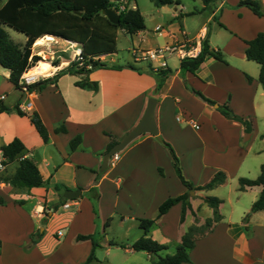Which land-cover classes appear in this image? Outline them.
<instances>
[{
  "label": "crops",
  "instance_id": "crops-1",
  "mask_svg": "<svg viewBox=\"0 0 264 264\" xmlns=\"http://www.w3.org/2000/svg\"><path fill=\"white\" fill-rule=\"evenodd\" d=\"M212 2L217 6L212 4L210 11L191 12L182 5L176 11H152L151 26L138 8L144 27L128 34V47L148 49L187 37L202 46L205 40L223 55V60L206 55L194 72L181 68L180 60L171 55L169 73L160 85V75L145 62H116L112 52L105 60L123 66L95 68L88 77L97 82V89L80 87L75 81L84 74L66 70L79 44L52 35L53 39L33 45L34 53L50 64L32 73L45 78L60 72L56 82L24 94L0 65V95H4L0 102L7 108L0 110V148L18 138L24 146L21 157L35 162L43 180L27 188L0 179V264H84L91 253L86 264H153L156 255L131 248L143 234L139 219L155 218L162 201L187 191L163 141L172 146L183 175L193 185L206 183L217 171L225 174V180L210 189L193 190L192 210L186 211L182 222L181 202L156 217L148 235L167 246L160 253L175 251L195 217L199 224L211 217L212 208L203 197L217 196L222 218L196 240L190 261L182 264H264V209L247 214L261 186L241 190L238 183L239 177L256 178L264 163L260 66L245 54V40L264 31V17L251 10L217 11L236 0ZM156 25L162 26L158 32ZM46 66L49 69L42 74ZM149 97L156 99L154 116L161 140L142 133L119 151L118 160H108L101 170L107 145L139 121ZM26 100L31 107L21 110ZM219 105H227L236 116L226 117ZM34 111L47 128L45 141L30 120ZM62 126L64 130H57ZM77 135L80 141L70 150L69 142ZM16 166L17 160L8 162L3 175L13 173ZM67 189H80L81 195L66 199ZM65 201L70 202L68 207L62 206ZM40 208L45 213L38 217L34 209ZM88 234L92 237H77Z\"/></svg>",
  "mask_w": 264,
  "mask_h": 264
},
{
  "label": "trees",
  "instance_id": "trees-1",
  "mask_svg": "<svg viewBox=\"0 0 264 264\" xmlns=\"http://www.w3.org/2000/svg\"><path fill=\"white\" fill-rule=\"evenodd\" d=\"M120 0H6L0 6V65L10 71L9 80L18 89L22 88L20 83L21 75L37 71L43 65H48L50 62L40 55L33 54L31 51L32 45H36L43 35H52L65 40L76 42L81 48L82 63L79 64L77 59H74L66 68L67 71L75 74H84L83 77L77 79L75 84L96 90L97 82L88 77V73L95 68L105 67L108 64L100 61L99 55L115 52L117 31L123 30L127 34H133L144 27L143 17L138 9L128 8L119 12V22L112 23L102 14V10L106 7H113L118 10V2ZM158 5H163L172 0H153ZM206 5L213 0H202ZM247 6L253 13L264 17L263 5L258 0H248L239 2ZM6 27H10L25 35L23 44L16 43L10 39ZM245 54L248 59L254 60L259 64L258 80L264 89V31L258 32L253 38L245 40ZM206 55H211L219 60H223V55L218 49L210 48L207 41H203L201 53L197 57H191L180 60V67L194 72ZM89 66V67H88ZM123 65H111L112 68H120ZM133 67L132 65H127ZM48 66L40 72L45 74L48 71ZM160 75L158 85L161 80L168 75L167 69L154 71ZM60 72L52 76L40 78L38 81L27 85V88L32 91H39L47 83L56 82ZM248 80L251 78L247 75ZM193 92L201 96L208 103H215L213 100L204 96L201 92L192 89ZM18 109V106H16ZM7 108L1 105L0 110ZM219 111L226 117H235L236 115L228 108L227 105H219ZM19 110V109H18ZM30 120L39 132L42 139H48V131L43 123L39 113L36 111L30 115ZM248 127V123L244 121ZM57 130H64V127H58ZM80 141V136L77 135L69 142V149L72 150ZM116 142L112 139L107 145V150ZM169 148L173 160V168L181 183L187 188L182 194L171 196L162 201L158 206L157 216L165 213L173 204L181 202L182 209L180 221L185 218L187 210L191 209L189 202V190L210 189L225 180V174L222 171H217L206 183L202 185H193L183 175L180 161L175 154L172 146L163 141ZM5 163L17 160L15 171L4 176L3 173L0 179L10 183L15 187H33L42 184V177L37 169L35 162L29 157H21L24 150L22 142L18 138L12 139L10 142L2 146ZM239 189L243 190L247 186L259 185L261 191L257 199H255L250 207V212L264 209V163L260 166V172L254 179L246 177L238 178ZM203 200L212 208V216L206 218L202 223H198V219L194 218V223L190 225L181 235L180 241L176 245L173 253L161 254L160 252L167 248L166 245L159 243L148 235V230L156 220L155 218H140L139 225L143 230V234L136 239L132 244L133 250H145L151 254L157 255L153 260V264H182L189 262V251L195 245L197 239L203 237L209 232L218 222L222 215L219 212V204L221 199L217 196H205ZM193 214H195L192 211ZM79 239L91 238L92 235H78ZM93 254L91 253L86 264Z\"/></svg>",
  "mask_w": 264,
  "mask_h": 264
},
{
  "label": "built area",
  "instance_id": "built-area-1",
  "mask_svg": "<svg viewBox=\"0 0 264 264\" xmlns=\"http://www.w3.org/2000/svg\"><path fill=\"white\" fill-rule=\"evenodd\" d=\"M239 2L242 1H248V0H238ZM262 5L264 4V0H258ZM128 8H135V5L130 4L128 0H120L118 2V10L117 12L119 13L122 10L128 9ZM162 29L161 25H156L154 27V31H160ZM202 50V45L200 42H198L196 39H190L185 37L182 41H172L169 43H165L163 45H159L153 48H148V49H143L138 46H132L129 48V51L131 53L132 59L134 62H145L146 67L154 72V71H159L161 69H166L168 67V58L171 55L176 56L179 60L191 58V57H197ZM74 56L75 59L79 61V64L82 62V57H81V48L79 45L75 47L74 51ZM106 54L99 55L96 57L100 61L105 60ZM89 67V66H88ZM40 79V76H26L24 80L21 81L22 84V91L24 94H30L32 90H29L27 88V85L34 83ZM4 95H0V99H2ZM31 107V101H24L20 104L19 108L21 110H26ZM192 125L195 127H198L199 125L192 121L191 119L188 120ZM119 158V152H116L112 154L109 158L110 162H114L118 160ZM6 163H5V157L3 155V151L0 148V176L5 170ZM70 205L69 201H65L62 203L63 207H68ZM44 210L43 209H34V214L38 217L44 215ZM57 234L60 235L61 231L58 230Z\"/></svg>",
  "mask_w": 264,
  "mask_h": 264
},
{
  "label": "rangeland",
  "instance_id": "rangeland-1",
  "mask_svg": "<svg viewBox=\"0 0 264 264\" xmlns=\"http://www.w3.org/2000/svg\"><path fill=\"white\" fill-rule=\"evenodd\" d=\"M5 1L6 0H0V6ZM236 1H237L236 4L226 3L222 7V10H217V11H250V9L248 7H246L244 4H240L238 0H236ZM129 2H130V4H133L136 7H138L140 9V11L143 12V17L145 19V23L150 24L149 26H151V22H152V24H154L152 21L153 17L151 18L152 11H176L174 8L179 7L181 5L184 6L183 10H188L191 12H194V11H210L212 4H213L212 7L217 6V2L216 3L211 2L210 4L205 6V4L203 2H200V0H172L171 3L174 4V6H172V7H169L170 3L163 5V7L158 6L154 3L153 0H129ZM202 3H203V5H202ZM263 8H264V4H263ZM6 30L9 34L10 39H12L13 41H15L16 43H19V44L24 43L25 35L23 33L16 31L10 27H6ZM116 44H117V50L113 54V57H114L116 62L123 63L126 61V59H128V60L130 59L129 62L136 63L133 61L131 53L129 51L130 47L136 46V45H131L130 47H128V45L130 44V37L128 34H126V33L124 34L120 29L117 31V43ZM31 51L33 54H35L34 53L35 49H34L33 45L31 47ZM115 61L113 60V62H115ZM104 62H106L107 64H110V62L108 63V60H105ZM38 76H42V75H38ZM190 191H193V190H190ZM190 191L188 192L189 196H191ZM249 212H250V210L247 211V214ZM98 258L101 259V257H98ZM154 258L156 259L157 255L154 256Z\"/></svg>",
  "mask_w": 264,
  "mask_h": 264
},
{
  "label": "water",
  "instance_id": "water-1",
  "mask_svg": "<svg viewBox=\"0 0 264 264\" xmlns=\"http://www.w3.org/2000/svg\"><path fill=\"white\" fill-rule=\"evenodd\" d=\"M102 14L106 16L109 21L112 23L119 22V13L113 7H106L102 10ZM24 97V95H23ZM156 105V99L154 97H149L147 100V105L144 109L142 116L139 121L118 141H116L102 156L101 170H104L107 167L109 157L121 151L130 141L136 138L142 133H150L156 135L158 140H161V137L158 134V129L154 116V109ZM190 194L193 195L194 191H190ZM81 195L80 189H67L64 192V197L66 199L77 198Z\"/></svg>",
  "mask_w": 264,
  "mask_h": 264
},
{
  "label": "bare ground",
  "instance_id": "bare-ground-1",
  "mask_svg": "<svg viewBox=\"0 0 264 264\" xmlns=\"http://www.w3.org/2000/svg\"><path fill=\"white\" fill-rule=\"evenodd\" d=\"M45 39H53V38H52L51 35H45V36L43 37V39L39 40L38 43H37L36 45L43 43ZM26 76H33V77H36V76H38V74H34V73H32V72H31V73H28V74H23V75H21V77H20L21 81L24 80Z\"/></svg>",
  "mask_w": 264,
  "mask_h": 264
}]
</instances>
